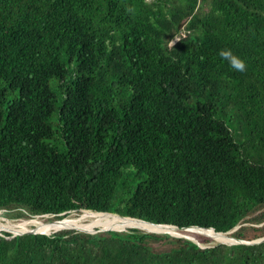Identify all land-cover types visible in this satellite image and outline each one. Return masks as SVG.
Listing matches in <instances>:
<instances>
[{
  "label": "trees",
  "instance_id": "obj_1",
  "mask_svg": "<svg viewBox=\"0 0 264 264\" xmlns=\"http://www.w3.org/2000/svg\"><path fill=\"white\" fill-rule=\"evenodd\" d=\"M80 210L264 237V0H0V212ZM142 230L0 231V264H264Z\"/></svg>",
  "mask_w": 264,
  "mask_h": 264
},
{
  "label": "bare ground",
  "instance_id": "obj_2",
  "mask_svg": "<svg viewBox=\"0 0 264 264\" xmlns=\"http://www.w3.org/2000/svg\"><path fill=\"white\" fill-rule=\"evenodd\" d=\"M0 219H4L7 221H0V230H8L12 231L13 233H19L24 231H29L30 229H35L36 231L42 232L44 234H51L50 232L53 229L61 228H69V229H83V228H97V227H108L103 229H111V230H126L127 228H149L152 230H142L144 232H153L156 230H165L169 233L173 231H178L177 229L170 227V226H154L150 225L138 220H131L129 218H119L116 215L112 214H106V213H96L92 211L83 212V214L79 217L75 216L74 214H71L68 217H65L64 220L61 222H52V223H46L44 224L42 220L39 219H24L21 222L16 221L12 222L6 218L0 217ZM79 225L81 227H74ZM42 227V228H41ZM111 227V228H109ZM59 229V230H61ZM57 230V231H59ZM55 231V232H57ZM184 231H199L200 233L208 234L215 240H218L219 242H231V239L229 238V234H216L212 230H206V229H198V228H191L189 230Z\"/></svg>",
  "mask_w": 264,
  "mask_h": 264
},
{
  "label": "water",
  "instance_id": "obj_3",
  "mask_svg": "<svg viewBox=\"0 0 264 264\" xmlns=\"http://www.w3.org/2000/svg\"><path fill=\"white\" fill-rule=\"evenodd\" d=\"M85 211H89V210H85ZM93 212V211H92ZM66 213H70V212H64V213H61L60 215L58 216H61V215H64ZM96 213H106V214H112V215H116L118 216L119 218H122V219H125V218H129L131 220H138V221H141V222H144V223H147V224H150V225H154V226H170V227H173L177 230H189L191 228H198V229H206V230H212L214 231L213 228H201V227H198V226H189V227H182V228H178L177 226H173V225H162V224H153V223H150V222H146V221H143V220H140V219H137V218H131V217H122V216H119L117 214H113V213H107V212H96ZM39 216V215H38ZM42 216H49V215H42ZM50 216H54V215H50ZM65 218V217H64ZM64 218H61V219H57V220H53L51 222H61L62 220H64ZM71 230H75V231H80V232H84V233H96V232H99V231H126V230H111V229H94V230H91V231H87V230H84V229H71ZM237 230V227H234L232 230L228 231V232H225V233H221V232H216L214 231L216 234H229V238L231 239V242H227V243H224V242H219V244H226V245H236V244H243V245H254V244H259L261 242H264V237H261V238H258L256 240H253V241H244V240H239L237 238H234L231 236V233L233 231ZM7 232V231H5ZM144 232V231H143ZM10 233V237H7V238H12V237H15V236H19V235H27V234H44L42 232H39V231H36L35 229H30L29 231H24V232H19V233ZM55 233V232H53ZM146 233H152V232H146ZM52 234V233H51ZM160 234V233H158ZM166 234V233H165ZM44 235H50V234H44ZM170 235V234H168ZM0 236H2V234L0 233ZM170 236H173V235H170ZM175 237H182V238H186L192 242H194L195 244H197L199 247H202V248H206V247H209V246H202L197 240L189 237V236H186V235H176Z\"/></svg>",
  "mask_w": 264,
  "mask_h": 264
},
{
  "label": "rangeland",
  "instance_id": "obj_4",
  "mask_svg": "<svg viewBox=\"0 0 264 264\" xmlns=\"http://www.w3.org/2000/svg\"><path fill=\"white\" fill-rule=\"evenodd\" d=\"M83 212H88V211H85V210H83V211H72V212H70V213H68L67 215H62L63 217H68V216H70L71 214H74L75 216H77V217H79V216H81L82 214H83ZM3 213H5L4 211H1L0 212V217H3V218H5L4 217V215H3ZM62 217V218H63ZM28 219H39V220H42L43 221V223L44 224H48V223H52L51 221H53V220H57L56 219V217H54V216H35V217H31V218H28ZM27 219V220H28ZM22 220H24V219H18V220H16V219H11L10 221H12V222H16V221H22ZM0 221L1 222H3V221H7V220H2V219H0ZM54 223V222H53ZM78 227H81V226H79V225H77ZM77 226H75L74 225V227H77ZM242 226H249V224H243ZM239 227V226H238ZM237 227V228H238ZM42 228V227H41ZM62 228V227H61ZM61 228H57V229H53L50 233H53V232H55V231H57V230H59V229H61ZM97 228H99V229H103V228H108V227H97ZM109 228H111V227H109ZM87 229H92V228H87ZM127 229H136V228H127ZM126 229V230H127ZM137 229H139L140 231L142 230V229H145V228H137ZM0 231H2V232H5V231H8L7 229L6 230H0ZM2 232H0V233H2ZM10 232H12V231H10ZM143 232V231H142ZM7 233H9V232H7ZM13 233V232H12ZM194 233H200L199 231H194ZM10 234V233H9ZM171 234H174V235H186V236H190V234H189V231H184V230H178V231H173V232H171ZM208 235V234H207ZM211 237V236H210ZM212 238V237H211ZM198 240V239H197ZM199 242V241H198ZM202 246H213V245H215V244H217V243H219V241L218 240H215L214 238H212V240H208L207 242H199Z\"/></svg>",
  "mask_w": 264,
  "mask_h": 264
},
{
  "label": "clouds",
  "instance_id": "obj_5",
  "mask_svg": "<svg viewBox=\"0 0 264 264\" xmlns=\"http://www.w3.org/2000/svg\"><path fill=\"white\" fill-rule=\"evenodd\" d=\"M125 11L127 13H129V14H134L135 9L132 8V7H128V8L125 9ZM182 35H184V34L182 33ZM178 41H180V37L179 36H174V39L169 41V47H174V44L176 42H178ZM218 54H219V56L221 57L222 60L228 62L229 66L233 70L238 71V72L246 71L245 62L242 59H240L238 56L234 55L233 52L230 49H221ZM80 211H83V210H80Z\"/></svg>",
  "mask_w": 264,
  "mask_h": 264
}]
</instances>
